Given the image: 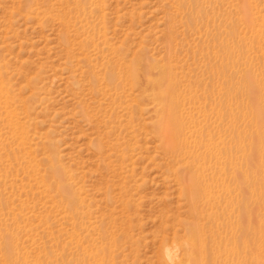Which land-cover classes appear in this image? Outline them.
<instances>
[{
    "label": "rangeland",
    "instance_id": "rangeland-1",
    "mask_svg": "<svg viewBox=\"0 0 264 264\" xmlns=\"http://www.w3.org/2000/svg\"><path fill=\"white\" fill-rule=\"evenodd\" d=\"M0 264H264V0H0Z\"/></svg>",
    "mask_w": 264,
    "mask_h": 264
},
{
    "label": "bare ground",
    "instance_id": "bare-ground-1",
    "mask_svg": "<svg viewBox=\"0 0 264 264\" xmlns=\"http://www.w3.org/2000/svg\"><path fill=\"white\" fill-rule=\"evenodd\" d=\"M137 65L140 68V73L137 75V81L141 83L142 86L146 84H151L157 90V92L161 95L160 99L162 102L163 96H162L161 85H162V82L165 80L166 72L162 70V75H157L158 73L154 74L153 66L148 61V59L145 58L144 56L139 57V60H137ZM148 76H151L152 78H148ZM149 80H151L152 82H148ZM161 106H162V109H164L167 105H165L164 103H161ZM167 112H168L169 117L173 119L174 117L173 110L169 108ZM166 255L168 256L169 259L173 257V256L171 257V254L169 252H167Z\"/></svg>",
    "mask_w": 264,
    "mask_h": 264
}]
</instances>
